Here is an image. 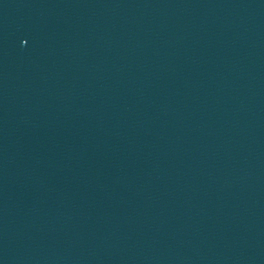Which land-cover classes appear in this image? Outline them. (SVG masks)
Segmentation results:
<instances>
[{
	"label": "water",
	"instance_id": "1",
	"mask_svg": "<svg viewBox=\"0 0 264 264\" xmlns=\"http://www.w3.org/2000/svg\"><path fill=\"white\" fill-rule=\"evenodd\" d=\"M0 264H101L61 165L1 51Z\"/></svg>",
	"mask_w": 264,
	"mask_h": 264
}]
</instances>
